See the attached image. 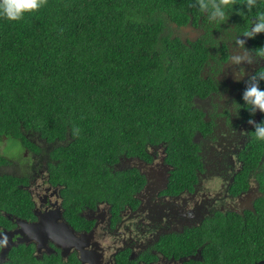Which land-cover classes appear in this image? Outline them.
I'll return each instance as SVG.
<instances>
[{"label":"trees","instance_id":"trees-1","mask_svg":"<svg viewBox=\"0 0 264 264\" xmlns=\"http://www.w3.org/2000/svg\"><path fill=\"white\" fill-rule=\"evenodd\" d=\"M193 4L47 0L20 22L0 18V222L4 212L27 216L32 205L25 178L8 173L16 170L9 147L18 144L23 151L49 150L51 179L65 186L71 202L82 200V189L95 187L111 199L131 197L133 178L143 176L137 169H116V163L123 155L146 154L148 146L163 141L176 166L174 183H192V170L200 165L193 135L203 119L196 99L212 89L202 71L217 55L203 38L183 42L170 30V23L185 25L191 16L196 24L203 14ZM244 4L234 0L227 27L234 23L244 30L264 12V0H257L251 11ZM207 36L216 41L214 32ZM248 39L254 49L264 47V33ZM244 109L248 119L259 113L256 123L264 121V113L251 115ZM243 158L252 168L264 160V140L255 138L254 127ZM246 174L243 170L238 178L244 181ZM255 178L264 193V166ZM247 187L244 183L239 189ZM255 204L257 212H247V222L236 211L220 213L217 232L233 255L224 250L223 264H235L234 257L236 264H254L252 258L244 259L241 246L231 249L226 236L241 239L236 219L242 218L250 234L252 224L260 226L264 239V194ZM191 235L196 239L185 238L183 250L212 239L194 231ZM255 241L252 236L243 242ZM213 248L210 242L206 254ZM24 255L37 264L30 253Z\"/></svg>","mask_w":264,"mask_h":264},{"label":"flooded vegetation","instance_id":"flooded-vegetation-1","mask_svg":"<svg viewBox=\"0 0 264 264\" xmlns=\"http://www.w3.org/2000/svg\"><path fill=\"white\" fill-rule=\"evenodd\" d=\"M227 25L211 26L205 15L196 24L192 16L185 25L170 23L174 36L183 42L203 38L206 45H213L217 51L216 58L224 61L243 54L234 42L216 45L224 31L234 27V23ZM211 32L216 41L209 40L207 34L210 36ZM239 38L245 40L250 53L255 50L247 37ZM211 60L202 74L212 89L196 99L203 119L193 135L200 165L192 170L195 175L192 183H174L176 166L168 160L167 143L163 141L149 147L150 157L121 156L116 163V169L137 168L143 176L133 178L135 190L131 197L111 199L95 187L82 189V200L71 202L65 186L51 179L49 150L25 149V160H14L16 170L8 173L25 178L23 188L29 192L32 205L27 216L3 213L0 264L29 261L25 253H30L37 264H223L227 248L225 239L217 232L221 229L220 213L236 211L247 222L246 213L256 214L255 203L264 194L255 178L264 160L252 168L243 158V151L252 139L253 125L248 123L242 99L250 78L264 67V58L239 66L229 60L215 76L209 68ZM241 68L244 75L238 77ZM233 101L241 104L238 117L231 111ZM213 103L218 105L217 112L211 108ZM258 118L259 113L252 119L257 122ZM243 170H247L244 181L238 178ZM244 183L248 187L239 189ZM234 186L238 189L234 190ZM242 218L236 219V224L241 223V239L236 236L232 239L229 234L227 245L231 249L241 246L244 259L264 264V255L260 257L264 253L261 228L252 224L254 231L250 234L251 229ZM19 221L38 226L41 238L32 235ZM193 231L212 239L183 250L185 238L196 239L191 235ZM252 236L255 242L249 245L243 242ZM210 242L217 248L206 254ZM234 261L236 264L238 257Z\"/></svg>","mask_w":264,"mask_h":264},{"label":"clouds","instance_id":"clouds-1","mask_svg":"<svg viewBox=\"0 0 264 264\" xmlns=\"http://www.w3.org/2000/svg\"><path fill=\"white\" fill-rule=\"evenodd\" d=\"M233 2L234 0H194L192 6L206 16L209 25L216 27L227 23L230 17L229 9L232 7ZM46 3L47 0H0V18H4L8 21L20 22L25 19L26 14L38 12L46 5ZM256 6L257 0H245L244 8L248 11H251ZM237 11L239 15H243L242 11ZM260 33H264V12L258 13L254 22L244 30H241L237 26L225 30L223 35L216 41V45H219L221 42H234L235 46L242 50L243 54L229 56L227 61L230 60L232 64L237 66L242 63L251 64L255 58H264V47L255 49L250 53L245 48V40L240 39L239 37L242 35L243 37L254 38ZM211 61L213 63L209 65V68L214 76L221 71L222 65L227 62L215 57L212 58ZM243 75L244 70L241 68L239 69L237 76L239 77ZM261 81H264V68H261L250 78L242 95L244 106L251 115H254L257 111L264 113V88L260 87ZM211 108L217 112L218 105L213 103ZM240 109L241 104L233 101L231 111L236 114L237 117L239 116ZM248 123L254 127L255 138L258 140H264V121L256 123L253 119H249ZM150 146L146 148V154L123 156H135L140 159L150 157Z\"/></svg>","mask_w":264,"mask_h":264},{"label":"rangeland","instance_id":"rangeland-1","mask_svg":"<svg viewBox=\"0 0 264 264\" xmlns=\"http://www.w3.org/2000/svg\"><path fill=\"white\" fill-rule=\"evenodd\" d=\"M0 146H2V145H0ZM5 148H6V146L3 147V149H5ZM9 148L11 149L10 150V155H11L12 158L16 159L19 162L25 160V156H24L25 151H23L24 149L21 148L19 144L17 146H11ZM10 170H13V169L10 168Z\"/></svg>","mask_w":264,"mask_h":264},{"label":"water","instance_id":"water-1","mask_svg":"<svg viewBox=\"0 0 264 264\" xmlns=\"http://www.w3.org/2000/svg\"><path fill=\"white\" fill-rule=\"evenodd\" d=\"M26 230H28L32 235L36 236L37 238H41V237H38L39 233H40V228L36 225H30L26 222H23V221H19Z\"/></svg>","mask_w":264,"mask_h":264}]
</instances>
